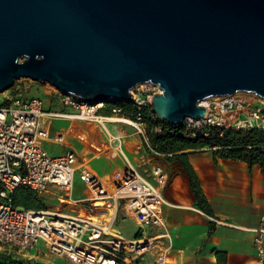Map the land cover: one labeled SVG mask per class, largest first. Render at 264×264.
<instances>
[{"label": "water", "instance_id": "1", "mask_svg": "<svg viewBox=\"0 0 264 264\" xmlns=\"http://www.w3.org/2000/svg\"><path fill=\"white\" fill-rule=\"evenodd\" d=\"M21 79L91 105L157 85L170 125L213 98L264 100V0H0V94Z\"/></svg>", "mask_w": 264, "mask_h": 264}, {"label": "built area", "instance_id": "2", "mask_svg": "<svg viewBox=\"0 0 264 264\" xmlns=\"http://www.w3.org/2000/svg\"><path fill=\"white\" fill-rule=\"evenodd\" d=\"M51 88L50 101L15 95L0 106V253L16 259H52L65 264H136L148 253L142 255L129 245L118 223L130 220L138 228L137 240L169 238L163 192L170 176L164 156L149 147L147 125L140 115L129 118L119 107H111L110 115H104L103 103L91 105ZM131 94L132 103L141 109L150 108L151 97L162 91L157 85L144 84ZM263 106L264 100L254 94L213 98L207 100L202 119H186L183 124L196 130L211 127L220 132L260 130L264 134V116L259 112ZM149 117L157 118L151 108ZM112 118L118 121L111 122ZM53 121L87 124L99 130L105 136L106 148L118 155L124 166L106 180L72 150L49 153L44 144L60 146L68 135L57 132L51 136ZM109 124H114L119 133H109ZM127 137L137 141L131 151L132 160L126 156ZM76 176L88 193L79 200L71 199ZM20 187L38 198L79 204L83 206L82 213L70 215L57 209L33 211L14 206L13 194ZM260 233L264 235V230ZM39 241L48 252L47 258L32 253ZM255 246L260 261H264L262 240L257 239Z\"/></svg>", "mask_w": 264, "mask_h": 264}, {"label": "crops", "instance_id": "3", "mask_svg": "<svg viewBox=\"0 0 264 264\" xmlns=\"http://www.w3.org/2000/svg\"><path fill=\"white\" fill-rule=\"evenodd\" d=\"M68 125L67 137L73 123ZM57 132L65 131L58 128ZM74 133L83 137L79 131ZM130 140L135 142L131 137L125 139L128 151L137 144L136 141L130 145ZM182 153L187 155L211 215H205L196 207L181 166L166 162L164 166L170 176L163 192L166 202L163 215L169 232L167 264H216L218 252L225 253V264H264L255 246V241L261 239L264 248V235L260 233L264 230V174L260 167L255 165L249 169L239 161L213 159L205 148ZM86 161L91 164V158Z\"/></svg>", "mask_w": 264, "mask_h": 264}, {"label": "trees", "instance_id": "4", "mask_svg": "<svg viewBox=\"0 0 264 264\" xmlns=\"http://www.w3.org/2000/svg\"><path fill=\"white\" fill-rule=\"evenodd\" d=\"M111 107H119L126 116L132 119H135L137 115L141 116L147 125L145 137L149 147L156 153L163 155L166 162H176L181 166L187 175L196 207L207 216L211 215L210 207L202 194L199 181L188 162L187 155L182 152L205 148L211 152L213 159L239 161L246 164L249 169L256 165L264 174V134L260 130L220 132L211 127L196 130L185 126L183 123L170 125L157 118L151 119L149 107L137 109L133 103H116L113 106H106L101 113L110 115ZM156 128H159L158 132H156ZM13 204L26 210H45L38 197L22 187L15 190ZM3 255L14 260L11 255ZM215 257L216 264H225V253L218 252ZM16 260L20 262L19 264H33L32 261L28 260Z\"/></svg>", "mask_w": 264, "mask_h": 264}, {"label": "rangeland", "instance_id": "5", "mask_svg": "<svg viewBox=\"0 0 264 264\" xmlns=\"http://www.w3.org/2000/svg\"><path fill=\"white\" fill-rule=\"evenodd\" d=\"M15 95H21L22 97L29 96H39L44 98L45 100H52L53 91L49 84L32 82L30 80L21 79L19 81H15L13 87L4 93L0 94V106L3 102H5L8 98ZM116 103L103 104V107L113 106ZM44 121L42 122V124ZM69 123L53 121L52 122V131L51 136L55 135L56 130L61 128L65 132L69 130ZM123 130L128 134L130 133V129L123 127ZM79 131L83 137H79L74 132ZM131 142L133 140H130ZM136 141L130 145H134ZM106 146V139L103 133H98L89 127L87 124L73 123L71 132H69V136L66 138V141L62 145V150H73L82 160H88L89 158H93L97 155L98 151ZM45 149L48 150L49 153H53L57 155L59 151L57 149H61L60 147L54 148L52 145L44 144ZM129 153V154H128ZM126 153V156L129 160H132L134 154L129 151ZM91 169L97 173L100 177L109 180L116 176L120 169L124 166L122 159L116 155L115 153L107 150L102 156H100L96 160H91L90 162ZM166 163L164 159V164ZM88 193L82 183H80L75 177L74 186L71 192V199L79 200L87 197ZM41 204L48 210H58L64 211L70 215H77L82 213L83 206L79 204L69 203V202H61L59 199L55 198H47L41 197L38 198ZM118 229L122 236L127 240H137L140 238L136 236L138 232V228L134 226V224L125 219L124 221H119ZM157 248L153 249L150 254H146L142 257L141 260L137 261L136 264H164L163 259L166 258L169 260V238L160 239L155 243ZM34 254H38L40 257L47 258V250L41 241L38 242L34 250L32 251ZM54 260V259H53ZM33 264H65L63 261L52 259H37L32 260ZM0 263L6 264H19L20 262L14 258H8L6 255H0Z\"/></svg>", "mask_w": 264, "mask_h": 264}, {"label": "bare ground", "instance_id": "6", "mask_svg": "<svg viewBox=\"0 0 264 264\" xmlns=\"http://www.w3.org/2000/svg\"><path fill=\"white\" fill-rule=\"evenodd\" d=\"M206 103H207V100L202 102L201 105L203 107L206 106ZM101 107V104H99L97 106V108ZM111 122H116L118 121L116 118H112L110 120ZM107 131L109 133H112V134H118L119 132L116 131V126L114 124H109L107 127ZM108 149L106 148V146L104 148H102L100 151H98L97 155H95L93 158H91V160H96L98 159L100 156H102ZM162 237H156V238H146V239H143V240H131V241H127L129 243V245H132V247H135V249H138V252H140V254H145V253H148L150 254V252L156 248V246H154V244L159 240L161 239ZM163 263L164 264H167V260L166 258L163 259Z\"/></svg>", "mask_w": 264, "mask_h": 264}]
</instances>
